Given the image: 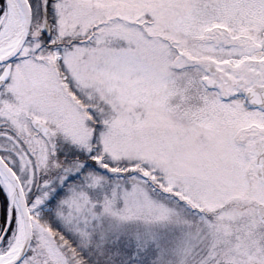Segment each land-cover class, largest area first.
Returning <instances> with one entry per match:
<instances>
[{"label": "snow or ice", "instance_id": "1", "mask_svg": "<svg viewBox=\"0 0 264 264\" xmlns=\"http://www.w3.org/2000/svg\"><path fill=\"white\" fill-rule=\"evenodd\" d=\"M0 264H264V0H0Z\"/></svg>", "mask_w": 264, "mask_h": 264}]
</instances>
